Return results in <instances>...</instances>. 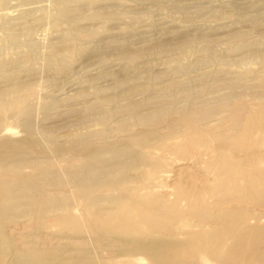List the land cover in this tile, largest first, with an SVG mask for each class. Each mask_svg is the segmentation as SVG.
<instances>
[{
    "label": "rangeland",
    "instance_id": "1",
    "mask_svg": "<svg viewBox=\"0 0 264 264\" xmlns=\"http://www.w3.org/2000/svg\"><path fill=\"white\" fill-rule=\"evenodd\" d=\"M263 155L264 0H0V264H264Z\"/></svg>",
    "mask_w": 264,
    "mask_h": 264
},
{
    "label": "bare ground",
    "instance_id": "2",
    "mask_svg": "<svg viewBox=\"0 0 264 264\" xmlns=\"http://www.w3.org/2000/svg\"><path fill=\"white\" fill-rule=\"evenodd\" d=\"M31 110V109H30ZM28 127V126H27ZM28 130V129H27ZM30 130V129H29ZM264 156V155H263ZM256 157V156H255ZM261 157V156H260ZM95 159V158H97V156L96 155H93V156H91V159ZM254 158V157H253ZM261 160H263V159H261ZM109 161V160H108ZM107 162V161H106ZM256 163V162H255ZM86 165H88L86 162H83L82 164H81V166H80V168L78 169V170H74L75 172H68L69 173V176L70 177H72V178H76V177H81V178H85V177H89L90 175H92L94 172H97V171H99L102 167H104L105 166V163L102 161V160H95V161H91V164L89 165V167H90V169L89 170H87L88 168H86ZM107 165V164H106ZM252 175L251 176H249V177H252V178H254V179H259V177H261V175L262 176H264V173H263V171H256V172H253V173H251ZM246 177H247V175H246ZM248 177V178H249ZM80 178V179H81ZM263 179H264V177H262ZM258 182V184H257V186H256V190L257 189H262V188H264V180L260 183V181L258 180L257 181ZM260 183V184H259ZM102 200H104L103 199V197L102 196H100V198L99 197H97V198H95L94 199V201H96V202H99L100 203V201H102ZM264 245V244H263ZM261 246V245H260ZM264 247V246H263ZM150 250V252L151 253H147V255H151L152 254V251L154 250V248H151V249H149ZM254 250H256V249H254ZM154 254V253H153ZM257 254L259 255V256H261V257H264V253L262 252V254L260 255L258 252H257ZM150 258H151V256H149ZM200 263V262H199Z\"/></svg>",
    "mask_w": 264,
    "mask_h": 264
}]
</instances>
